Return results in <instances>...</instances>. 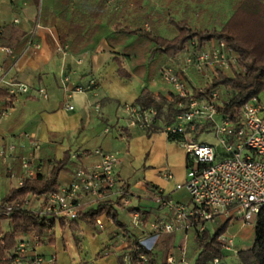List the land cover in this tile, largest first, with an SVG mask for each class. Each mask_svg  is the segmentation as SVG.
<instances>
[{
    "label": "crops",
    "instance_id": "crops-1",
    "mask_svg": "<svg viewBox=\"0 0 264 264\" xmlns=\"http://www.w3.org/2000/svg\"><path fill=\"white\" fill-rule=\"evenodd\" d=\"M100 1L0 0L1 32L6 25L17 23L27 34L39 22L42 12L45 21L37 30L40 48L28 49L25 46L18 56L0 51V88L7 89L10 81L26 83L31 87L29 93L17 95L9 107H6L5 99H0V111L3 112L0 117V150L7 154V157L0 156V182L6 187L7 194L19 186L26 177L22 158L30 153L34 154L35 165H41L43 172L47 173L56 161L70 152L72 165L70 171L60 173L62 186L71 183L78 167H93L99 162L97 150L118 155L115 170L132 190L130 205H116L120 221L127 226L130 235L137 237L149 249H153L165 236H172L166 257L164 252L162 256L158 253L165 248H159L155 250L157 258L167 264L183 262L187 259L184 239L194 229L179 227L170 232L159 231L152 229L149 223L172 220L171 213L155 202L156 190H161L177 202H189L187 190L176 189V185L183 183L187 177L186 150L179 141L171 140L161 130L141 131L131 125L125 110L128 105H137L136 101L145 87L156 99L164 96L167 102L175 95L171 86L161 79L160 71L149 67L139 73L132 71L136 65L124 55L122 42L115 40L112 13L118 12L117 20L121 22L142 25L145 29L158 31L163 37L174 38L177 30L173 20L186 19L192 27L206 29L218 27L232 12L226 15L218 10L210 22L196 24L203 21L200 16L208 9L207 0H105V13L93 15L84 26V32L92 30L94 38L98 39L88 46L81 44L68 49L62 44L61 36L74 32L70 29L74 11L78 6H96ZM167 29L173 32L172 36L166 34ZM209 45L210 42L206 47ZM116 59L132 74L129 79L117 73ZM173 62L176 64L178 60L167 63ZM195 72L192 70L191 77L198 84ZM92 79L96 80V84L90 87ZM39 88L46 89L47 98L38 95ZM24 135L34 138L39 148L32 150L30 140ZM200 136L201 141L218 142L211 133ZM10 145H15V149L11 150ZM166 171H171L173 178H166ZM115 200L114 197L109 198V201ZM97 205L87 196L82 198V211ZM135 214L139 215V221ZM220 219L227 220L228 216ZM1 224L5 232L12 230L9 218L2 219ZM96 228H100L101 232H97ZM59 230L62 231L60 244H50L47 238L42 242L33 231H27L16 234L18 245L22 241L27 245L28 259L35 256L44 258L41 264H50L48 260L54 255L60 258L55 264H63V259L59 257L61 253L68 257L70 264L82 261L120 264L118 257L127 252L128 239L106 214L99 215L93 226L82 219L67 223L64 229L56 223L53 228L55 241ZM85 238L92 239L95 249L84 247ZM227 251H233L239 260L238 247L225 249V257ZM9 252L15 258L18 248Z\"/></svg>",
    "mask_w": 264,
    "mask_h": 264
},
{
    "label": "built area",
    "instance_id": "built-area-1",
    "mask_svg": "<svg viewBox=\"0 0 264 264\" xmlns=\"http://www.w3.org/2000/svg\"><path fill=\"white\" fill-rule=\"evenodd\" d=\"M39 27L40 23L37 22L27 33L28 49L40 48L41 43L37 36ZM194 47L195 40H191L184 58H178L180 63L165 64L160 69L161 79L171 86L179 100L181 111L173 121L165 122L155 106L146 109L139 105L125 107L131 125L141 131L161 130L169 137L178 138L177 141L187 153V177L183 183L176 185V189L187 190L189 202H177L161 190H156L155 202L171 213L172 220H154L149 226L169 232L179 227L186 230L196 227L205 230L209 223L219 218H233L238 214L243 216L244 222L253 221L255 225L257 215L264 207V103L259 98L251 99L242 107L241 116L237 120L222 114L218 107L221 88L218 87L210 93L204 90L196 93L192 86L195 83L191 72L193 70L204 77H210L217 75L220 69L230 71L233 66L241 69L237 55L225 40L212 39L209 47L199 51ZM0 51L9 55L14 53L11 47L1 44ZM95 84L96 80L92 79L89 85L91 87ZM8 86L7 90L14 96L27 94L31 90L26 83L10 81ZM38 95L42 98L48 97L45 88H39ZM70 96L71 93L68 94ZM69 108L73 109V106L69 105ZM204 133L213 134L218 142L213 144L201 141L198 136ZM24 136L30 140L32 150L39 148V143L34 138ZM10 149L14 150L15 145H10ZM96 153L100 159L95 166L78 167L71 183L61 186L55 192L30 195L25 200L24 207L40 211L56 220L74 221L80 219L82 198L85 196L97 204L114 197L120 199L121 204L130 205L132 190L119 178L115 170L116 156L102 150H97ZM0 156L7 157L6 151L0 150ZM22 167L26 177H35L43 172L41 165H35L33 153L22 158ZM164 176L173 178L171 171H166ZM12 208L13 205L8 206L7 215ZM135 216L139 221V215ZM220 240L223 242V251L231 248L232 238L221 237ZM17 248L18 255L15 258L7 252L0 259V264H5L7 258H11V263L14 264H41L44 261L40 256L28 259L27 245L23 241ZM48 262L55 264L56 256H52ZM124 262L132 264L128 251L124 254ZM206 264L231 263L226 262L223 256L214 257Z\"/></svg>",
    "mask_w": 264,
    "mask_h": 264
},
{
    "label": "trees",
    "instance_id": "trees-1",
    "mask_svg": "<svg viewBox=\"0 0 264 264\" xmlns=\"http://www.w3.org/2000/svg\"><path fill=\"white\" fill-rule=\"evenodd\" d=\"M84 10L87 12L84 13ZM105 10V0H101L100 4L96 6H78L70 20L72 25L70 29L74 32L62 35V44L67 45L68 49H74L81 44L88 46V44L94 43L98 38H94L92 30L84 32V26L89 23L88 21L93 15H101L105 13ZM118 15V12L112 13L115 40L122 42L124 55L129 62L136 65L133 66L134 73H139L145 67L160 71L165 63L169 64L168 61L183 59L191 40H195L196 51L205 48L212 39L225 40L228 47L237 55L238 66L241 69L235 66L230 71L220 69L217 75L210 77H204L195 72V77L198 79V84L192 85L195 92L201 93V90H204L206 93H210L218 87L221 88L219 111L237 120L241 116L242 107L251 99L259 98L264 90V0H234L230 17L225 22H220L218 27L198 29L192 27L186 19L173 20L172 24L177 30V35L174 38L163 37L158 31L145 29L142 25L121 22L117 20ZM43 16L42 12L39 23L45 22ZM27 39L26 32L17 23L8 24L2 32L0 31V44L11 47L16 56L23 51ZM116 62L118 64L117 73L121 77L129 79L132 74L124 68L119 59H116ZM178 63L180 62L178 61ZM15 97L7 89L0 88V99L6 100V107L13 103ZM178 101L176 96H173L169 102L164 96L156 99L151 90L145 87L136 104L142 109L151 106L157 107L160 117L165 122H171L181 111ZM2 113L0 111V117ZM170 139L177 141L178 138L170 137ZM71 165V154L68 151L63 159L56 161L51 166L49 172L38 173L35 177H25L19 186L12 188L2 199L0 202V259L17 247L16 234L18 232L33 231L40 241L43 242V239L47 238V242L52 244L55 242L53 228L56 223H59L64 229L67 223L78 221L56 220L41 214L40 211L24 207L25 200L32 194L43 195L59 190L62 186L60 173L70 171ZM115 201L101 202L95 208L81 211L80 219L93 226L96 225L99 215L106 214L128 239L127 251L131 254L132 264H167L165 260L159 262L155 250L165 248L164 257H166L173 241L172 236L162 238L153 249L147 248L137 237L130 235L127 226L120 221L116 205H121V200ZM10 205H13V208L7 215V208ZM131 210L136 211V209ZM141 214L146 216V213L141 212ZM4 218H9L12 221V230L6 232L3 230L1 220ZM229 219L231 218H228L214 234H211L209 229L199 230L197 227L194 229L195 246L198 250L194 264H206L214 257L224 256L223 242L220 238ZM165 245L166 247H164ZM238 258L241 264H264V207L258 213L255 221L253 246L240 250ZM118 259L120 264L125 263L124 254L120 255ZM11 261V258H7L5 264H10ZM80 264H89V262L82 261Z\"/></svg>",
    "mask_w": 264,
    "mask_h": 264
},
{
    "label": "rangeland",
    "instance_id": "rangeland-1",
    "mask_svg": "<svg viewBox=\"0 0 264 264\" xmlns=\"http://www.w3.org/2000/svg\"><path fill=\"white\" fill-rule=\"evenodd\" d=\"M233 2H234V0H207L206 3L208 6V9L206 10L204 15L200 16V18L203 17V21L202 22L198 21V22H196V24H200V23L206 24V23L210 22V20L214 18L213 15L218 10L224 12V14H226V15L230 14L232 12ZM172 33L173 32H171L169 29H167V33H166L167 35L172 36ZM259 99L264 103V90L260 94ZM124 119H125V116H124ZM217 119L221 120L220 117H217ZM200 137H202V135ZM116 158L119 159V156L116 155ZM186 162H187V159H186ZM3 186L4 185H2L0 182V202L2 201V199L7 194L6 187L5 186L3 187ZM225 221L226 220L223 221L222 219L219 218L217 221L209 223L208 229H209L210 233L214 234L217 231V229L221 225H223V223ZM254 227H255V225H254L253 221L245 224L243 221V216L241 214H238V215H235L233 218L229 219V221H227L226 229L223 232L221 237H229V238L233 239V244L231 246V249H235L236 247H238V249H240V250L248 249V248L252 247L253 242H254V237H255ZM96 229H97V232H101L100 228H96ZM61 235H62V231L60 232V230H59V233L57 234V240L52 244H56V243L60 244L61 243ZM84 243H85V246H84L85 248L87 247L88 249H90V247H91L92 249H95V243L92 241V239L85 238ZM195 245H196L195 234H194V232H190L188 234L187 239H184V247H185L187 259L183 262H175L173 264H194L196 261L197 255H198V250L196 249ZM163 252L164 251L158 250V253L161 256L163 255ZM178 253L180 254V252H178ZM226 253H228L227 256L225 257L226 262L231 263V264L239 262L237 257L234 255L233 251H231V252L227 251ZM59 257H61V259H63V264H70V260L68 259L67 256L64 257V254L61 253ZM56 260H60V258H57V256H56ZM98 264H100V263H98Z\"/></svg>",
    "mask_w": 264,
    "mask_h": 264
}]
</instances>
